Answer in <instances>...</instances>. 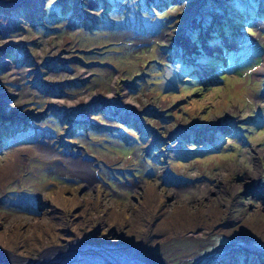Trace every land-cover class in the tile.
Returning <instances> with one entry per match:
<instances>
[{
    "label": "rangeland",
    "instance_id": "obj_1",
    "mask_svg": "<svg viewBox=\"0 0 264 264\" xmlns=\"http://www.w3.org/2000/svg\"><path fill=\"white\" fill-rule=\"evenodd\" d=\"M152 1L0 13V264L75 239L264 264V0Z\"/></svg>",
    "mask_w": 264,
    "mask_h": 264
},
{
    "label": "water",
    "instance_id": "obj_2",
    "mask_svg": "<svg viewBox=\"0 0 264 264\" xmlns=\"http://www.w3.org/2000/svg\"><path fill=\"white\" fill-rule=\"evenodd\" d=\"M27 0H11V1H5V0H0V7L5 6V8L12 6L15 7L23 2H26ZM219 81V80H218ZM218 81L216 83H218ZM247 191V190H245ZM75 241V242H74ZM73 242L75 244H78V246L83 245V247H78L76 250L70 249L68 252H73L74 257L75 258H79V256H77V254H79L80 252H82L83 255V259L79 258L74 260V262H68L69 260H66V264H99L100 262H105V260H107V263L109 264H119V263H114L112 258L110 257V254L108 253L109 251H111L110 249L107 251L106 249H104L105 246H116L117 248H120L117 252L116 251H112L113 254L118 255V257L122 258L126 255V249L130 248V247H134L139 249V247L137 246H131V245H127L124 243H117V242H92L89 240H82V239H75V240H71L66 242L65 245H57V246H52L49 248L44 249L38 256L37 260L34 259H30V258H24L21 259L22 257H17L16 258H20L19 260L24 261V262H37L40 259L41 255L44 252H51V253H55L57 251L55 250H64V247L67 246H72ZM81 248V249H80ZM83 249V250H82ZM141 249V248H140ZM0 252H3V250H0ZM10 255V254H9ZM104 258V259H103ZM82 259V260H80Z\"/></svg>",
    "mask_w": 264,
    "mask_h": 264
},
{
    "label": "bare ground",
    "instance_id": "obj_3",
    "mask_svg": "<svg viewBox=\"0 0 264 264\" xmlns=\"http://www.w3.org/2000/svg\"><path fill=\"white\" fill-rule=\"evenodd\" d=\"M74 242H73L72 246L64 247L65 248L64 250H55V251H57L55 253L44 252L40 257L41 262L46 261V262H49L51 264H66V262H65L66 260H69L68 262L70 263V262H74V260H76V259L82 258L83 257L82 252L77 254V256H79V258H75L73 252H68L70 249L74 248V250H76L78 247H81V248L83 247V245L78 246V244H75ZM104 249H106L107 251L109 249L111 250L108 253L110 254V257L112 258L114 263H119V264H152L153 261L159 260V261L163 262L164 264H167L166 262H164V260H162V258H158V257L152 255L149 251L143 250L140 248L137 249L134 247H130V248L126 249V255L122 258H120V257H118V255L112 253V251L117 252L120 248H117L116 246H105ZM62 256H64L63 260H61ZM7 257H9V256H7ZM9 258L13 261L4 260L3 264H13V262H15L17 264H23L22 262H19L20 260L18 258H16V259L11 258V257H9ZM82 259H80V260H82ZM105 261H106V263L100 262L99 264H109V263H107V260H105Z\"/></svg>",
    "mask_w": 264,
    "mask_h": 264
},
{
    "label": "trees",
    "instance_id": "obj_4",
    "mask_svg": "<svg viewBox=\"0 0 264 264\" xmlns=\"http://www.w3.org/2000/svg\"><path fill=\"white\" fill-rule=\"evenodd\" d=\"M168 0H153L152 1V5L156 8V9H158V8H160V6L162 5V3L164 4V3H166ZM161 3V4H160ZM220 2H218V4H219ZM212 4H213V11H216L215 10V3H213L212 2ZM220 5L222 6L223 5V2L222 3H220L219 5H218V7H219V12L220 13H222V11H221V9H220ZM148 6H150V5H148ZM150 10H151V7H150ZM248 14L250 15V16H254L256 13H254V11H252V9H248ZM225 22H227L228 23V21L226 20ZM218 34V32H214L213 31V33L211 34L212 36H213V39H207V40H205V43H207V44H213V43H215V35H217ZM200 43H201V41H198V46L200 45ZM207 58H209V56H206ZM241 58H242V55H241V57H240V59H238L237 61H240L241 60ZM232 59V58H231ZM211 61H216V59H213V60H211ZM237 63H239V62H237ZM90 108L91 109H93V105L92 106H90ZM16 109V108H15ZM4 110V114H5V116H9V115H13L14 114V118H10L9 117V120L7 121V122H10V123H12V124H14V125H17L18 127H30V122H29V119H27V117H25V115H24V117H21V116H23V115H21L22 113H23V111H21L22 113H18L17 111H14V109L13 108H11L10 110H6L5 108L3 109ZM30 109H26V110H24V113L26 112H28ZM14 111V112H13ZM13 112V113H12ZM33 116L34 115H36V114H32ZM44 115V113H42L41 115H39V118L40 117H42ZM6 117V118H7ZM3 118V117H2ZM1 126L3 127H5V125H3V124H1ZM188 133H189V136H186L185 135V137L186 138H189V139H191V142H189V143H187V144H189V145H191V143H197V142H199V141H196V140H193V136H194V131H191V129L190 130H188L187 131ZM215 134H217V135H221V132L220 131H218L217 133H215ZM158 135H160V140L161 141H166V140H171L172 138H176V137H178V136H176L175 134H172V135H168L167 136V134H158ZM165 136L167 137L166 139H163V138H165ZM159 139V138H158ZM209 139H211V138H209ZM216 140V139H215ZM173 141H174V139H173ZM182 142H183V145H185L186 144V141L185 140H182ZM203 142H205V141H203ZM156 143L157 144H159L160 142H158V141H156ZM154 144V143H153ZM59 218H60V220L61 219H63V217L61 216V214L59 213ZM233 238H236V239H240V240H242V241H245V237H244V235H242L240 232H237V236H234ZM236 253H238V254H242L243 253V255H246L247 256V258H249V257H252V254L251 253H246L245 251H243V250H239V251H235V250H231V251H229L228 252V254H227V257H225V258H218V261H217V263H220V264H238V261H237V259H236V257H235V254ZM234 259V260H233ZM215 261V260H214ZM237 261V262H236Z\"/></svg>",
    "mask_w": 264,
    "mask_h": 264
},
{
    "label": "flooded vegetation",
    "instance_id": "obj_5",
    "mask_svg": "<svg viewBox=\"0 0 264 264\" xmlns=\"http://www.w3.org/2000/svg\"><path fill=\"white\" fill-rule=\"evenodd\" d=\"M19 5H22V4H19ZM19 5H17V6H15V7H12V6H9V7H7V8H5V6H3V7H0V13H3V12H10L9 11V9L10 10H14L16 7H18ZM23 10H22V12H24L25 14H30V6H26L25 8H24V6H23V8H22ZM30 9V10H29ZM17 12H19V10L17 11ZM20 13V12H19Z\"/></svg>",
    "mask_w": 264,
    "mask_h": 264
},
{
    "label": "clouds",
    "instance_id": "obj_6",
    "mask_svg": "<svg viewBox=\"0 0 264 264\" xmlns=\"http://www.w3.org/2000/svg\"><path fill=\"white\" fill-rule=\"evenodd\" d=\"M7 118H9V117H7ZM206 132H209V131H207V130L204 131V133H206ZM230 242H231V240H230ZM231 250H235V247L228 248V250L225 251V255H226V257H227L228 252L231 251Z\"/></svg>",
    "mask_w": 264,
    "mask_h": 264
}]
</instances>
